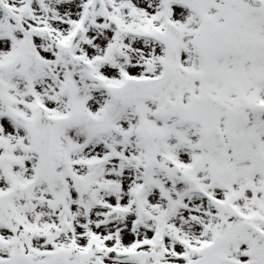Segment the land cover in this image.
Listing matches in <instances>:
<instances>
[{"label": "snow or ice", "instance_id": "1", "mask_svg": "<svg viewBox=\"0 0 264 264\" xmlns=\"http://www.w3.org/2000/svg\"><path fill=\"white\" fill-rule=\"evenodd\" d=\"M0 264H264V0H0Z\"/></svg>", "mask_w": 264, "mask_h": 264}]
</instances>
